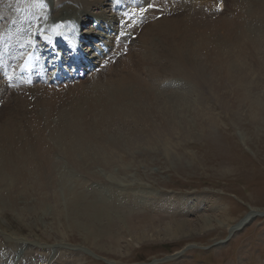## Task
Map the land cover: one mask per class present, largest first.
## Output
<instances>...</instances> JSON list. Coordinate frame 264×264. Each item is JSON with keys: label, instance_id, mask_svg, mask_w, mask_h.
<instances>
[{"label": "rangeland", "instance_id": "1", "mask_svg": "<svg viewBox=\"0 0 264 264\" xmlns=\"http://www.w3.org/2000/svg\"><path fill=\"white\" fill-rule=\"evenodd\" d=\"M39 1H43L50 8L52 6L60 7L59 0ZM77 1H80L82 5L80 2L76 4ZM90 1L70 0L66 3L78 11H68L66 7H60L58 13L62 12L63 14H57L54 17L61 16L58 19L64 17L68 24L66 30L72 32L75 27V19L80 17V10L90 6ZM120 1L128 3V0ZM239 1L240 6L244 2L264 5V0ZM216 2L217 0L215 2L211 0L208 9L212 13L211 20L217 22V18H219L222 21L217 23L221 25L223 20H230L237 7L233 6V0H224V9L218 10ZM130 7L128 4V8ZM91 8L94 13H99L107 18L114 17L116 13L111 0H104L98 6L95 3V6L89 9ZM244 14L246 15L248 12H244ZM246 17L249 19V16ZM51 22L54 24L55 21L51 19ZM2 23L3 20H0V29L5 27V23ZM84 24L80 26L82 33L92 25L90 21L86 22V20ZM13 26L10 25L8 28ZM234 27L235 29L219 30L218 36L225 43L221 47L222 50L226 53L232 51V54L220 52V59L224 57L225 60H214V64L221 69L227 68L231 71L234 86L247 92V95H244L247 96V101L241 94L239 96L231 93L226 95L221 91H213L210 85L201 87L194 85L193 88L192 81H188L180 83L178 86V88L187 91L185 98L181 99L188 102L189 111H195L208 120H206L208 125L205 132L194 124H177L175 126L177 128L171 134L162 133L163 137L171 135L169 143L167 142L169 138H163L153 147L148 146L150 147L148 150L144 147L147 146L145 144L132 148L123 144L120 151H118L119 149L114 151V147L108 146V150L100 149L108 155L104 158L105 160L93 161V157H88L87 160L80 161L77 158L78 163L69 158L65 149H63L64 156L59 152L60 146L64 147L60 142L56 145V152L53 154L52 160L47 163L46 170L41 173L44 174V181L41 182L42 186H46L44 190H39L35 185L31 187L32 184L29 182L30 186H26V191L21 190L24 197L23 199L19 198L21 202L15 197L19 192L15 193L10 188H6L5 192L3 190V195H0V247H4L0 264L6 260L5 258H7V262L12 261L13 263L12 256L22 254L24 248L30 245L29 243L36 245V247L32 245L33 248L29 246V250L33 251L34 249L33 252L39 258L38 264H58L55 260L59 255L65 257L63 264H264V125L260 124V122L264 124V60L263 53L260 54L256 48L257 43L264 41V32L259 30L257 33L255 32L254 37L247 36V41L251 42H247L248 45L246 41L239 43L240 46L249 48L246 49L247 55L243 53L242 57L237 59L239 63H235L240 46L238 43L230 41H233V37L239 33L238 31L240 34L237 37L240 38L243 35V30L239 25ZM50 28L52 33H58L57 28L52 25ZM140 28L142 29V26ZM61 32H65V29H61ZM209 33L210 30L207 31V35ZM135 35L136 37L132 39L138 40V33ZM93 42L98 43V41ZM193 45L192 50L195 49ZM191 51L189 60L181 58V61L186 62L187 60V65H192L190 63H193V59L203 60L198 57L209 58L207 57L209 55H201V53L194 57L193 54L191 55L193 53ZM109 56L114 63L120 58V55L114 53L113 49H110ZM169 56L173 57V55ZM177 57L180 59L181 56H176V59ZM231 59L234 60L231 61ZM163 69L165 70L164 66ZM87 79L88 75L81 80ZM237 83H242V85ZM34 85H38V83ZM67 85L68 83L58 86L48 85V87H42L40 91L41 93L49 90L58 92L62 86H65L63 87L65 89L68 87ZM224 88L227 89V86L225 85ZM175 91H172L173 94L177 93V88ZM33 99L35 100L34 97ZM33 99L30 98L26 102H23L25 99L20 100L24 105L29 101L33 102ZM249 102H253L257 108H260L256 116L248 111ZM34 103L41 109L44 107L43 101L36 100ZM1 104L0 101V120L2 121L7 110ZM32 110L36 111L34 108H30V105L26 106L27 112ZM23 117L25 116L20 117L22 121L25 119ZM120 120L122 118L116 119L115 116L112 118V122L117 123L118 126L124 123H120ZM41 121L43 122L44 118H41ZM80 122L81 120H76L73 121V124L78 125ZM16 123L18 122L16 121ZM109 124L110 122L105 120L106 128ZM125 124L129 127L131 125L127 121L123 125ZM48 133L49 131L46 130L45 134ZM109 133L111 136L112 131ZM54 134L57 133L54 132ZM50 144L54 146L53 141ZM136 147L138 149L143 147L141 148L142 152L140 149L136 150ZM5 158L7 157L0 159V167L4 165L1 167V171L3 167L4 170L0 172V181L3 179L0 182V187L11 186V179L9 180L11 174L6 170V166L12 163L10 160L14 161L15 158L8 157V160ZM177 163L180 164L177 165ZM5 164L7 165L5 166ZM33 166L38 167L39 163ZM34 179L36 181L37 176H34ZM66 184L67 190L61 191L64 193L59 196L58 193ZM75 192H81L82 203L99 202L103 208L107 209L109 220L112 221V224L114 223L112 228L110 227V235L117 242L115 248L111 247L112 252H109L107 247H104L105 250L101 248V242L92 243L91 246L87 243L90 240H86L83 228L72 226V223L87 221L85 216L79 217L75 208H71V211L68 207V201ZM36 195L37 197L40 195L41 198H36ZM249 214L252 215L244 223L237 224L238 221L246 217L245 215ZM203 216L212 219L209 221L212 228L209 231H194L202 224ZM106 218V214H104L100 218V222L94 221V224L99 225L98 227L103 226L106 230L109 228ZM188 218L189 223L194 226L193 231L187 234L188 236L179 235V238L171 241L150 234L157 228L168 224L174 225V221ZM140 220H142V224ZM220 220L228 224L229 228L224 225L218 227L216 224ZM91 221L89 219L88 223H93ZM143 224L145 225L143 226ZM97 226L93 231L95 234L99 232ZM139 226L143 230L146 228L151 237L142 241L134 236L135 232L140 230ZM129 227H131V231H129ZM133 228H136L135 232H133ZM152 228L154 229L152 230ZM137 240L139 241L137 242Z\"/></svg>", "mask_w": 264, "mask_h": 264}, {"label": "bare ground", "instance_id": "2", "mask_svg": "<svg viewBox=\"0 0 264 264\" xmlns=\"http://www.w3.org/2000/svg\"><path fill=\"white\" fill-rule=\"evenodd\" d=\"M69 1L59 0V6L66 7L68 11L77 12V9H74L72 5L69 6L66 3ZM102 1L104 0H91L90 6L80 10V19H76L77 25H83L85 20L86 22L90 21L92 24L84 33H76V36L83 42L82 45L88 46L78 50L79 56L82 57V66L85 62H87L86 65L91 64L89 70L92 71L87 74L88 79L85 81L77 80L70 82L65 89L63 88L65 86H60L61 90L58 92H50L49 90L48 92L41 93L40 89L42 87H48L46 86L48 83H57L51 80V73L46 71L52 65L50 62L42 67L43 69L40 74H37V71H35L31 76H23L19 72L18 66L16 73L13 75V80L6 82L5 75L9 73L11 67L18 63L21 57L31 48L35 47L38 49L40 47L37 46H49L50 41L48 38L50 36V28L44 23L52 19L57 22L58 27L66 26V23L64 25V17L62 19H58L61 16L54 17L57 14L61 15L63 13H58V8L60 7L54 8L52 6L50 8L38 0H0V20H3V23L7 26L11 24L15 25L13 30L7 27L0 30V59H3L2 65L0 66V77L4 76L3 80L0 81V101L2 103L1 105L5 106L7 110V112L5 110V118L2 121L0 120V159L4 157H7L5 158L7 160L9 159L8 157L15 158L14 161L10 158L12 159L10 162L12 163L5 164V166L7 165L6 170L11 174L9 180L11 179L10 184L12 188L10 185L9 187H0V195H3V190L5 192L6 188H10L15 193L19 192L16 196L14 194V196L21 202L19 198H24L21 190L26 191V186H30L28 184L29 182L32 184L31 187L35 185L39 190H44L46 186H42L41 183L44 181V174L41 173L46 170L47 163L52 160L53 154L56 152V145L60 144V142L64 147L60 146L59 152L64 156L63 149H65L68 152L69 158L75 163H78L77 158L80 161H83V159L87 160L88 157H93V161L105 160L104 158L108 155L103 153L100 150L101 148L107 149L114 147V151L115 149H119L118 151H120V148L123 147L121 145L123 144L128 145V148L145 144L147 146L144 147L148 150L150 148L148 146L153 147L156 142L159 143L163 138H169L168 140L166 139L169 143L170 138H172L171 135L169 137H163L162 133L168 132L167 135L171 134L177 128L175 127L177 124H194L205 132L208 120L202 115L195 113V111H189L190 105L185 99H181L182 97L185 98L184 96L187 94V91L178 88L180 83L192 81L193 88L194 85L198 87L210 85L213 91H221L226 95L230 93L237 96L240 94L241 96L247 95V92H243L234 86L230 70L227 68L221 69L214 64V60H225L224 57L220 59V52L232 54V51L226 53L222 50L221 47L225 43L219 38L218 32L220 29H235L234 26L239 25L243 30V35L238 38L237 36L240 34V31H238L239 33L234 35L233 41L230 42L239 44L246 41L247 44V42H250L247 41V36L252 38L255 36V32L257 33L259 30L264 32V5L244 2L240 6L239 0H233V6L238 9L236 8L233 11L230 20L225 19L221 25H218L217 22L222 21L221 19L217 18V22H215L210 18L212 13L208 8L211 0H145L143 5H139V1L134 2L131 0V6L140 7V9H134L135 12L140 10V13L143 12L142 15L144 16L140 23L137 22L131 26L132 19L129 16L132 11L122 1H116L114 3L117 7L119 5V8L116 9L117 15L110 18L99 15L96 12L94 13L92 8L89 9L95 6V3L97 6L101 5ZM215 1L213 0V2ZM219 1L221 3L224 0H217V8ZM78 2L80 1H77L76 4ZM147 3L152 5V7L147 5V8L142 9V6ZM80 4L82 5L81 2ZM244 12H248V14L245 15ZM246 16H249V19ZM3 17L8 19L4 20L2 19ZM96 22H99L100 25H97ZM103 24L107 25L105 26ZM141 25L142 29L140 28ZM138 27L141 31H138ZM208 30H210L209 35H207ZM76 31L77 29L75 28L73 32ZM134 33H138V40L131 38ZM61 36L62 38L58 39L59 42H62V40L68 41L66 36ZM92 40H98L100 43L94 46L92 45L89 48L88 44ZM59 42L57 43L58 46L60 44ZM109 44L113 48V52L120 55V58L115 63L112 59H107L105 55L104 49ZM192 44L195 47L193 50L191 49ZM247 48L245 46L239 47L235 63H239L237 59L240 56L242 57L243 53L247 55ZM256 48L260 54L263 53L264 60V41L257 43ZM58 49H63V47L59 46ZM87 49L89 50L87 51ZM190 49L193 51L191 55L193 54L194 57H197L201 53V55H209H206L209 58L205 59L202 56L198 58H203V60H195L193 57L191 58L193 59V63H190L192 65H187V60L184 62L181 61V58L184 57L189 60ZM40 51L46 53L47 49L40 48ZM40 51L38 50V52ZM169 55L175 56V59ZM176 56L181 57L180 59L179 57L176 59ZM233 60L231 59V61ZM9 62H11V65L8 71H6V66ZM162 65L165 67V70ZM67 73L70 78L74 76L71 70H67ZM32 80H39L40 82L38 85H30ZM237 84L242 85V83ZM225 85L227 89L224 88ZM175 88L178 91L180 90V92L177 91L176 94H173L174 92L172 91H175ZM165 93L169 94L166 95ZM214 95L218 99L215 93ZM30 98L34 101H29L28 104H24L25 106L22 105L21 100L25 99L23 102H26ZM126 99L127 101H124ZM244 99L247 101V96H244ZM36 100L44 102L42 109L40 106H35L34 102ZM28 105L36 111L32 110L27 112L26 106ZM21 106L23 107L21 108ZM247 109L253 116H256L260 108H257L253 102H249ZM21 116H25L23 117L25 118L23 121L20 118ZM114 116L116 119L122 118L119 121L120 123L127 121L128 124H131L130 127L126 124L123 125L124 123L120 126L117 123H113L112 118ZM15 118L18 123L19 121L21 122L19 124L16 123ZM41 118H44L43 122ZM76 120H81V122L78 125L73 124V121ZM105 120L110 122L109 126H107L108 128L105 126ZM260 124L261 126L264 125L262 122ZM113 126H115V129ZM46 130L49 131L47 135L45 134ZM109 131H112L111 136ZM54 132L57 134H54ZM51 141L54 142V146L50 144ZM137 147L136 150L138 149ZM141 148H139L140 151ZM149 150L151 151V149ZM37 163H39L38 167L33 166ZM1 167L0 172L4 170L3 167L1 171ZM34 176H37L36 181ZM67 188V184L63 186L60 193H58L59 196L64 193L61 191H66ZM80 193L75 192L73 194L68 201V207L70 209L75 208V212L77 211L79 217L83 218L85 216L87 221L85 223L83 221L72 223V226L83 228L86 240H90L87 243L91 246L92 243L101 242V248L104 249V247H107V250L112 252L111 247L115 248V243L117 242L110 235V230L114 223L112 224V221L110 222L107 209L103 208L99 202H92L91 204L82 203L83 198ZM25 194L27 195V193ZM37 195L35 196L36 198H41L40 195L38 197ZM55 195L56 192L53 196L55 197ZM12 206L14 205L12 204ZM104 214H106L107 224L109 226L106 230L105 227H98L99 225L94 224V221L96 223L100 222V218ZM251 215H245V218L236 223L239 225L244 223ZM89 219L93 223H88ZM210 220L212 219L203 216L202 224L196 227L194 231H209L212 228L211 222H209ZM221 220L216 225L218 227L224 225V227L227 226L229 228V225ZM140 223L142 224V220H140ZM96 226L99 228L97 234L93 232ZM131 227H129V231L132 230ZM146 228L143 230L140 227L138 232H135L134 229L136 228H133V232H135V234L133 233L134 236H137L142 241L143 239L147 240L151 236L147 233ZM193 228L194 226L189 223V218L184 220L180 219V221H174V225L168 224L155 230L152 228L153 231L150 229V234L154 236L158 235L161 239L172 241L173 239L179 238V235L185 236L189 232H192ZM29 244L31 247L32 245L36 247L32 243ZM29 246H25L26 248L23 247L22 254L12 256L13 263L12 261L7 262V258H5L6 260L2 264H38L39 258L33 252L34 249L33 251L29 250ZM2 248L4 247H0V257H3L1 254L3 251ZM115 255L117 254L115 253ZM64 258L59 255L55 262L63 264L65 261Z\"/></svg>", "mask_w": 264, "mask_h": 264}, {"label": "snow or ice", "instance_id": "3", "mask_svg": "<svg viewBox=\"0 0 264 264\" xmlns=\"http://www.w3.org/2000/svg\"><path fill=\"white\" fill-rule=\"evenodd\" d=\"M149 7H152V5H149Z\"/></svg>", "mask_w": 264, "mask_h": 264}]
</instances>
